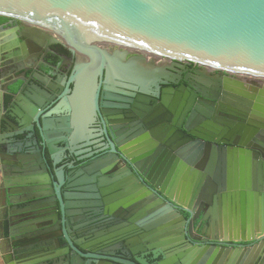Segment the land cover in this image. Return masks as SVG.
Returning a JSON list of instances; mask_svg holds the SVG:
<instances>
[{
    "label": "water",
    "instance_id": "95a60500",
    "mask_svg": "<svg viewBox=\"0 0 264 264\" xmlns=\"http://www.w3.org/2000/svg\"><path fill=\"white\" fill-rule=\"evenodd\" d=\"M0 17L22 22L42 33H50L57 41L89 58L90 62H86L83 67L93 66L92 72L84 70L79 77L94 83V90L91 88L90 91L94 93L96 102L102 89L98 80L104 77L105 83L113 84L114 92L122 95L135 97L139 93V97L144 98V95L151 94L150 88L154 87L156 95L160 97V86L169 85L164 75L167 71L151 66L148 59L195 63L204 69L224 73L225 78H217L213 82L216 89H234L238 92L243 89V85L237 79L264 81V0H0ZM106 45L123 51L111 56L101 48ZM128 51L137 54L130 55ZM71 81H74L73 76ZM25 85L24 81L18 80L8 87L10 113L15 119L14 125L21 129L14 135H7L8 140H15L9 143L19 147L14 155L36 154L39 162H44L43 169L50 178L58 181L61 176V182L64 181L62 187L72 188V185H66L64 170L57 172L60 161L55 155L59 152L66 155L70 153L73 142H59V138L50 142V135L45 128L25 126V107L18 100ZM108 90L105 86L104 92ZM88 91L87 87H81L74 92L81 95ZM163 93L169 94L168 97L163 95V104L170 112H175L177 102L168 105L170 96L175 94L174 89L164 90ZM180 97L181 94L177 92L175 99ZM210 98L209 101L199 100L186 124H178L179 130L172 137L176 142H163L162 128L158 126L155 137L159 142H151L148 138L143 139L146 142H132L136 145L134 152L127 151L117 142L112 146V151L116 147L124 155L127 168L126 173L115 179L119 184L114 185V189H122L115 199L122 198L120 202L125 203L132 194L140 206L148 203L149 207L138 213L131 229L155 228L140 239L129 240L127 234L121 233L116 234L117 239H112L122 241L117 247L119 253L126 251L131 259L117 258L109 247L95 250L90 240L84 244L88 239H81L69 231L55 243L60 248L57 254L40 255L30 264H85L90 260L91 264H98L97 259L101 260L99 264H150L145 256L160 260L157 264H264V242L252 249L197 246L181 250L183 239L175 236L172 228L177 229L179 221L185 219L179 218L172 206L140 184L135 174V171L139 172L152 188L160 190L173 205L193 215V211L181 199L175 198L173 192L169 194L164 188L160 189L142 170L144 163L141 159L157 155L164 143L175 146L177 154L184 156L186 163L195 166V169H189L181 164V173L200 174V200L208 197L211 201V196L217 190L226 192L224 198L236 197L238 209L234 213L218 209L216 205L205 215L203 213L206 230L212 233L210 227H213L214 233L225 237L234 236L235 241L244 242L246 237L248 240L258 237L264 241V142H250L256 133L255 129L250 128L252 135H244L241 142L238 137L235 142H222L229 147L201 143L200 138H206L193 129L203 117H211L217 107L214 101L218 96ZM193 102L192 97L185 118ZM249 105L253 106L255 114H264V91L259 93L256 104ZM219 108L224 110L222 106ZM180 112L181 108L176 115ZM262 117V123L252 124L264 127V115ZM12 131L15 129L12 128ZM33 137L34 142H29ZM135 155H140L141 159ZM23 165L30 169V175L36 176L33 167L38 168V165L33 158H30V162L24 161ZM109 169H113L110 159L85 171L91 176L99 170L106 173ZM33 182L34 185L41 183L37 180ZM80 190L85 191L83 188ZM108 191H112V188ZM60 192L58 189V214L63 227L69 229L65 219L70 216L69 208L75 204L66 203L65 200L75 196L66 195L65 198ZM8 204L17 205L10 199ZM201 214L197 218L202 217ZM222 215L225 216L224 225L218 220ZM56 228L61 230L62 224ZM163 228L170 229L171 234L164 235L161 231Z\"/></svg>",
    "mask_w": 264,
    "mask_h": 264
},
{
    "label": "flooded vegetation",
    "instance_id": "af4514ba",
    "mask_svg": "<svg viewBox=\"0 0 264 264\" xmlns=\"http://www.w3.org/2000/svg\"><path fill=\"white\" fill-rule=\"evenodd\" d=\"M57 40L50 33H42L22 22L0 17V249L4 253L2 258L5 264H30L40 255L57 254L60 248L55 243L62 237L61 235L71 231L74 236L88 239L84 244L91 241L93 249L106 250L109 247L116 253L117 258L129 260L131 258L128 253L126 251L123 254L119 253L117 248L122 241H112L117 239L116 234H127V239L136 240L143 234L154 231L155 228L131 229L138 213L149 207L148 203L140 206L132 194L125 203L120 202L122 198L115 199L122 193L119 187L117 190L114 189L113 186L119 184L115 179L127 172L124 155L116 147L115 151H112L115 142L127 151L134 152L136 145L132 142H146L144 138L151 142H159L155 137L158 126L162 128L163 142H176L172 137L179 130L178 124L180 122L186 124L199 100L209 101L214 95L218 96L214 101L217 107L211 117H203L193 129L206 138H200L201 143L229 147L222 142H235L237 137L241 142L244 135H252L250 128L256 130L250 142H264V127L252 124L262 123L260 118H263L264 114L262 112H258L260 116L255 114L253 106L249 105L256 104L259 93L264 91V81L242 78L237 79L243 85V89H239L238 92L234 89H216L213 82L217 78H225L224 73L204 69L195 63H176L156 58L148 59V63L167 71L164 74L165 81L169 82V85L160 86V97L156 95L154 87L150 88L151 94L144 95V98L139 97V93H136L135 97L122 95L114 92L115 87L113 84H106L104 77L98 80L102 89L96 102L94 93L90 91L91 88L94 90V83L79 77L84 70L92 72L93 66L83 67L90 59ZM101 48L107 50L111 56L123 51L108 45ZM128 53L137 54L131 51ZM18 80L26 83L18 96L19 102L25 107L23 111L26 117L25 126L45 128L50 135V142L57 138L59 142H73L70 153L66 155L59 152L55 155L60 161L57 172L64 170L66 185H72V188L62 187L64 181L61 182V176L58 181L50 178L43 169L44 162H39L36 154L14 155V151L19 150V147L17 144H10L9 142L15 140H8L7 135H14L21 129L14 125L15 119L10 113L8 87ZM105 86L109 88L106 92ZM81 87H87L88 93L76 95L75 89ZM167 89L175 91L168 100L169 106L177 102L175 112H170L162 102L163 95L169 96L163 93ZM177 92L181 94L178 100L175 99ZM192 97L193 106L185 118V111L189 105L191 106ZM220 106L224 110H221ZM179 108L181 112L177 116ZM12 128L15 129L14 132ZM34 139L35 137L29 142H34ZM38 141L40 142L39 139ZM162 146L157 155L143 159L140 155L135 157L144 163L142 170L147 173L146 177L158 184L160 189L164 188L169 194L173 192L175 198L181 199L187 208L193 211V215L190 216L181 207L173 205L160 190L152 188L153 186L139 172L135 171V174L140 184L172 206L179 218L185 219L179 221L177 229L172 228L175 236L183 239L181 250L197 246L252 249L264 242L258 237L255 240H248L246 237L244 242L235 241L234 236L225 237L214 233L213 227H210L212 233L209 229L207 231V223L203 219L208 210L216 205L218 209H227L228 212L234 213L238 209L236 197L224 198L226 192L217 190L211 196V201L208 197L200 200V174L195 176L186 172L181 173L179 169L181 164L189 169H195V166L186 163L184 161L186 158L177 154L178 149L175 146L166 143ZM30 158L38 165V168L33 167L36 176L30 175V169L23 165L24 161L30 162ZM108 159L111 160L112 170L109 169L106 173L99 170L91 176L86 173L87 168ZM123 177L124 175L122 179ZM36 180L41 183L34 185L33 181ZM80 188L85 191H81ZM111 188L112 191L109 192ZM58 189L61 191L60 195L65 198L66 195L75 196L65 200L66 203L75 204L71 205L70 216L65 219V224L68 223L67 227L70 230L63 227L64 224L58 214ZM44 196L46 198L43 199ZM9 199L14 200L17 205L10 206ZM199 213H202V217L197 218ZM219 222L224 225L225 220ZM61 224L62 229L58 230L56 227ZM161 231L164 235L171 234L168 228ZM144 258L150 264H157L160 261L152 259V256ZM96 261L98 264L101 263L99 259ZM91 262L92 260L85 264Z\"/></svg>",
    "mask_w": 264,
    "mask_h": 264
},
{
    "label": "crops",
    "instance_id": "0c3cea01",
    "mask_svg": "<svg viewBox=\"0 0 264 264\" xmlns=\"http://www.w3.org/2000/svg\"><path fill=\"white\" fill-rule=\"evenodd\" d=\"M219 221H224V218L223 217H221V218H219L218 219ZM222 224V223H221ZM3 252H2V250L0 249V264H5V262L3 261Z\"/></svg>",
    "mask_w": 264,
    "mask_h": 264
}]
</instances>
